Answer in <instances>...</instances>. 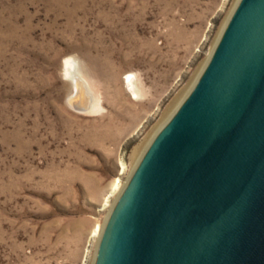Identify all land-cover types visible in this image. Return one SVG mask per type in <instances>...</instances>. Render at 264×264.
I'll use <instances>...</instances> for the list:
<instances>
[{
	"label": "rangeland",
	"instance_id": "1",
	"mask_svg": "<svg viewBox=\"0 0 264 264\" xmlns=\"http://www.w3.org/2000/svg\"><path fill=\"white\" fill-rule=\"evenodd\" d=\"M234 1L0 0V264H93L92 230Z\"/></svg>",
	"mask_w": 264,
	"mask_h": 264
},
{
	"label": "water",
	"instance_id": "2",
	"mask_svg": "<svg viewBox=\"0 0 264 264\" xmlns=\"http://www.w3.org/2000/svg\"><path fill=\"white\" fill-rule=\"evenodd\" d=\"M76 82L70 101L86 110ZM97 253L95 264H264V0H241L116 202Z\"/></svg>",
	"mask_w": 264,
	"mask_h": 264
},
{
	"label": "bare ground",
	"instance_id": "3",
	"mask_svg": "<svg viewBox=\"0 0 264 264\" xmlns=\"http://www.w3.org/2000/svg\"><path fill=\"white\" fill-rule=\"evenodd\" d=\"M241 0H235L233 3V6L229 12V15L226 17V19L224 20V22L222 23V26L218 32L217 38L214 41V44L210 50V54L208 55V57L201 63V65L199 66V68L197 69V71L195 72V75L193 77V79L191 80V82L189 83V85L184 88L185 90H181L179 94V96L173 101V103L168 107L166 113L164 114L162 120L160 121V123L153 129V131L150 133V135L148 137H146L145 142L142 144V146L138 149L137 151V156L134 159V165L130 171V174L128 176V179L126 180V183L124 184L123 188H122V192L123 193L124 189L126 188V186L128 185V183L130 182L135 170L137 169V167L139 166V164L141 163L142 159L144 158L146 152L148 151V149L150 148V146L152 145V143L154 142V140L156 139V137L158 136V134L160 133V131L171 121V119L174 118V116L178 113V111L181 109V107L184 105V103L186 102V100L188 99V96L193 92V90L196 88L197 84L199 83L200 79L202 78L203 74L205 73L209 62L211 61L214 52L216 51L231 19L233 18L239 4H240ZM63 63V73L66 76L67 79H69L70 81H72L73 85H74V89L75 91L78 90L77 86V82L76 79L79 78L78 77V71H77V66L73 59L71 60L70 58H66L64 59ZM126 80V84L127 87L129 88V91L131 92V94L133 95V97H137L139 94L141 93L139 92L140 90L138 89V85H136L135 81L133 80V78L128 75ZM86 94V93H85ZM88 96V94H86ZM90 98V97H89ZM84 100L81 99L80 104L83 105L84 104ZM77 105V104H76ZM87 109L89 110L91 107L90 111H95V108L93 105H87ZM97 109V108H96ZM105 138V137H104ZM106 139V138H105ZM120 169L123 170V165H120ZM119 180L115 179L112 187H111V192H115L121 191L120 187H119ZM121 194H119L117 196V199L121 196ZM117 201V200H116ZM115 201V202H116ZM107 203V198H105L104 201V205ZM103 205V206H104ZM116 203H114L109 212H108V216L104 222V225L100 226V225H96L95 228L92 230L91 232V237H97L98 238V247H97V251L95 252V258L93 260V264L96 263V259L98 256V249L100 246V240L102 238V235L104 233V229L106 227V224L110 218V215L115 207Z\"/></svg>",
	"mask_w": 264,
	"mask_h": 264
}]
</instances>
